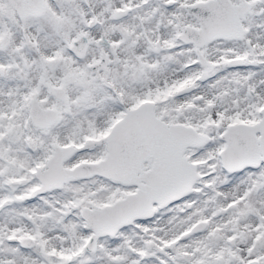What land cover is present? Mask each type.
<instances>
[{
  "label": "snow or ice",
  "instance_id": "6c2138e0",
  "mask_svg": "<svg viewBox=\"0 0 264 264\" xmlns=\"http://www.w3.org/2000/svg\"><path fill=\"white\" fill-rule=\"evenodd\" d=\"M0 264H264V0H0Z\"/></svg>",
  "mask_w": 264,
  "mask_h": 264
}]
</instances>
